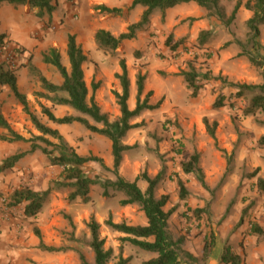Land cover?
I'll use <instances>...</instances> for the list:
<instances>
[{"label": "rangeland", "instance_id": "rangeland-1", "mask_svg": "<svg viewBox=\"0 0 264 264\" xmlns=\"http://www.w3.org/2000/svg\"><path fill=\"white\" fill-rule=\"evenodd\" d=\"M248 1L250 0H220V5L225 13L224 19L210 15L208 11L202 8L205 13L202 18L208 19L211 28L203 29L197 36L188 33L179 38L184 39L186 43L176 52H172L166 45L168 34L165 33L162 41L164 48L168 50V54L159 50L158 56L164 60H170V65L175 67L176 71L172 74H168L167 71H159V73H163L167 76H165L166 78L173 80L174 96L168 101H166V97L157 100L158 102L161 101V104L157 110L150 112H154L153 116L151 114L145 116L143 113L134 119L132 123H138L141 126L132 130L124 140L129 142L131 146L135 145L133 149H150L159 165V167L156 165V169L153 170H158V173L162 169L165 171L164 180L158 188L157 195H169L170 197L166 210L175 209L176 211L171 217L170 229L174 237L185 238L182 258L190 264H223L221 254L227 244L232 246L235 253H241L245 264H264V233L260 236L251 234V226L254 222L258 223L264 230V193L258 190L256 184L258 178L264 179V145L260 144V138L264 135V114L261 112L254 115L245 114V108L250 103L251 95L247 94L245 97H237L236 99V90L229 85V82L261 84L264 81V24L260 26V35L257 38L252 37L247 23L253 12L245 6ZM238 3H240V9L235 19L230 22L231 15ZM202 18L199 16L191 18V26L194 22L201 21ZM48 25L49 27L52 26L51 19ZM139 31H137L135 41L129 44L128 55L125 58L123 51L117 52V49L109 48H102L105 57H101L103 65H107L111 72L117 67L120 68V60L125 59L128 64L129 75L132 73L135 76V84L139 73L148 77L145 71H147L149 47L151 46L147 40H143L146 37L148 39L146 34L145 37L142 36L144 38L137 37ZM203 32H206L208 39L204 45H200L199 36ZM156 35L158 34H151V36ZM158 40L162 42L160 38ZM248 53L253 55L256 63L249 60ZM18 54L19 52L12 53L9 51L5 55L12 58L15 67L19 66L16 59ZM191 62L200 74L197 81L199 85H202V89L196 97L192 95L193 90L188 87L184 77L181 76L183 71H189V63ZM65 63L67 67H70L68 57L65 58ZM94 64L92 62L86 67L88 73L97 71V69L93 70ZM169 75L171 77H168ZM96 76L97 72L93 80L95 83H97ZM207 76L209 79H206ZM221 76L227 80L226 83L216 80L217 77ZM120 88L122 92L121 84ZM41 91L44 92L43 88ZM114 91L112 87H108V91L103 94L104 96L99 101V106L103 112L109 115L111 121L117 120L121 116V113L118 114L120 108L114 97ZM146 95L147 92L144 91L143 98ZM222 95L225 96L227 104L222 108H213L217 98ZM130 98L129 107L132 104V107L135 108L137 95L132 98V102ZM41 100L45 101L43 98L39 100L36 98L37 104L34 105L39 107L38 111H34L32 106L31 109L44 122L47 120L40 112ZM45 102L47 103V100ZM151 102L152 96L150 97ZM231 103H234L233 107H230ZM53 107L55 108V106ZM160 109L163 110L164 114L159 112ZM69 110L72 115H80L71 107ZM155 111L159 113L157 114ZM204 118H208L211 125L214 122L217 123L216 136L219 149L207 133L203 123ZM26 122L21 123L20 121L21 126L16 127H19L23 134L31 137L36 129L28 116ZM93 124L102 127L101 124L94 121ZM77 126L84 130L71 126L68 132L73 144L68 143L74 149L106 148L104 143L98 140L97 133L92 132L93 136L89 138L86 134V128L80 124ZM1 143L3 144L0 147L2 149L0 151V165L9 155L19 153L15 149H23L22 147L9 146L2 140ZM221 150H225L226 154ZM195 153L200 155L199 164L204 172L206 187L199 180V175L185 174L182 171V163ZM87 167L93 177L97 176L103 180L115 179L112 172L103 169L98 163H90ZM14 168H17V164ZM14 168L0 174L9 177L16 173ZM138 171L140 174L143 171L149 173L148 167L127 170L130 175H135ZM255 172L256 176L253 174ZM179 179H182L186 186L187 195L184 198L181 196ZM54 191L66 193L68 201L70 189ZM9 194L0 191V218L6 221L14 217L17 218L19 215L17 209L20 208L21 211L23 209L9 205ZM122 198H124V194L116 189L110 188L109 195L105 196L101 185L93 186L89 202L68 201L73 204L88 205L90 207L88 220H84L73 228L65 218V215L69 214L61 211L55 216L51 215L49 209L44 210L45 208H43L36 218V220H40V226L36 220L31 222L35 224L34 233L36 229H39L43 239V235L46 236L48 233L42 234L40 227H54L53 223L58 225L63 220L68 224L69 230L63 229L60 232L63 239L62 243L53 247L72 245L76 250H83L81 252L86 255L87 260L93 263L95 255L89 247L91 235L88 224L92 218H95L101 224L100 235L101 238L105 239V248L114 250V257L109 264H116L121 255L125 258H131L129 264H143L145 261L156 258L157 253L144 250L129 242H122L121 238L124 234L115 232L105 225L110 214H112L115 222H126L133 225L143 224V217H139L138 213L141 210L137 206L122 207L120 205ZM112 208H115L114 212L111 211ZM21 215H23L22 212ZM69 216L71 217V215ZM242 216H244V224L238 226ZM144 219L146 225L147 217L145 214ZM72 233H74V237H72ZM205 248L210 249L208 256L207 254L204 256ZM39 250L37 260L29 259V264L81 263L77 251L48 252L40 248ZM188 253L196 257L197 260L189 261Z\"/></svg>", "mask_w": 264, "mask_h": 264}, {"label": "trees", "instance_id": "trees-1", "mask_svg": "<svg viewBox=\"0 0 264 264\" xmlns=\"http://www.w3.org/2000/svg\"><path fill=\"white\" fill-rule=\"evenodd\" d=\"M3 3H11L14 5L29 4L32 8L38 9L37 16L52 17L54 11L57 9L56 0H0V6ZM196 3L199 7L208 11L210 15H216L221 19L225 18V13L220 5V0H134L130 9L141 5L146 8L141 20L138 23L131 24L129 31L120 36H114L111 32L106 30H98L96 34V42L101 48H109L116 50L120 44L125 40H132L135 38L137 31L144 29L151 21V16L155 10H160L163 21L165 19L166 10L176 7L180 4ZM246 8L253 12L252 17L248 20V28L251 35L257 38L260 33V26L264 24V0H250L246 3ZM104 12L109 14H120L121 9H109L105 6L99 7ZM240 9V3L235 6L231 15L230 22L235 19ZM208 37L206 32L199 36V44L204 45ZM11 42L6 40L5 35H0V48H6ZM186 42L184 39H176L170 33L166 40V45L172 52H176ZM17 52L21 49L18 47ZM247 53V52H246ZM245 53V54H246ZM252 63H256L252 54H247ZM67 56L70 63V68H67L62 63L61 53L58 49H50L43 55V61L47 64L53 65L61 74L63 78L62 84H54L50 82L40 71L32 65H29L32 75L39 78L44 92L35 93V97L39 100L41 98L49 101L52 106L64 105L76 110L81 115H66L64 117H57L51 108L40 103L41 112L50 121L55 124H72L81 123L93 133L102 135L112 142L113 168L106 166L104 160L100 157L89 155L82 156L67 142L63 135L57 129H53L44 124L31 109L30 102L25 94H23L18 87L17 71L19 67H15L11 63L0 58V88L7 86L13 93L16 100L22 105L23 111L27 114L30 122L40 135L33 134L26 138L17 131H15L9 122L0 114V127L7 129L9 135L1 137L3 141L7 142H29L31 149L27 152H20L12 155L2 162L0 165V173L10 170L23 159L27 154L41 151L49 160V166L58 167L61 169L59 178L53 181L51 186L45 191H35L30 186H21L9 194V205L12 207H22L26 219H36L42 212L50 194L54 190L70 189L68 201H90V193L93 186L101 185L104 189V195H109V189H116L124 194V198L120 200L122 207L137 206L147 217L146 225H132L126 222H115L112 214L105 222V225L111 230L124 234L121 238L122 242H129L144 250L157 253V257L143 264H190L182 258L184 253L183 245L185 243L184 237L176 238L170 229V220L175 209L166 210L169 203V195H157L158 188L164 180L165 171L162 169L155 177H151L147 171L143 172L135 180H129L121 174L120 168L123 163L125 153L129 152L134 146L125 144L124 140L128 134L141 126L132 121L140 117L146 111H154L160 107L161 101L156 104L150 103L152 92H149L144 98L145 81L147 75L139 73L136 79L137 98L134 109L129 107L128 101L131 95V79L129 75L128 65L125 59L120 60V67L122 72L116 74L115 77L120 81L122 92L114 91L117 104L120 108L121 116L117 120L111 121L107 113L103 112L96 101L95 94L99 88V83H92L90 90L85 79L84 65L88 61V56L85 54L82 47L77 43L76 37L70 35L68 38ZM181 76L188 84V87L193 90V96H198L202 85H199L198 78L200 74L195 68L193 62L189 63V71H183ZM206 79H209L207 76ZM224 83L227 82L222 76L217 77ZM264 80V79H263ZM229 85L236 90L237 97H245L247 94L251 95L250 103L245 108V114L254 115L257 112L264 114V81L261 84H247L229 82ZM225 96L217 98L213 108H222L227 103ZM233 102V101H232ZM233 107L234 103H231ZM89 119L102 127L91 124ZM203 123L206 127L207 133L215 141L216 147L219 149L218 140L216 136L217 123L210 124L208 118H204ZM260 144L264 145V135L260 138ZM226 154L225 150H221ZM230 158V157H229ZM231 160V159H230ZM229 160V161H230ZM200 155L193 154L187 161L182 163V171L185 174H197L199 180L206 187L204 180V172L200 164ZM98 163L101 167L114 174L115 179L103 180L100 177H93L88 164ZM256 176V172L253 173ZM144 180L147 183L146 190H143L138 182ZM181 189V196L184 198L187 195L185 183L182 179L178 181ZM258 190L264 193V179L258 178L256 181ZM202 212V211H196ZM71 227H75L73 219L69 215H65ZM244 224V216L240 219L238 226ZM91 235V242L89 247L93 250L95 258L93 263L89 262L86 255L76 250L74 247H53L44 243L39 229L35 230L37 237L40 239L39 248L48 252H68L77 251L80 256V264H109L114 257V250L112 248H105V239L101 238L100 230L101 224L92 218L88 224ZM262 227L254 222L251 226L252 235H263ZM74 237V233H72ZM152 239V240H150ZM208 246V244H207ZM210 254V249L205 248L204 256ZM188 260L196 261V257L188 253ZM131 258H125L121 255L116 264H129ZM221 262L223 264H245L244 258L241 254L235 253L231 245L227 244L221 254Z\"/></svg>", "mask_w": 264, "mask_h": 264}, {"label": "crops", "instance_id": "crops-1", "mask_svg": "<svg viewBox=\"0 0 264 264\" xmlns=\"http://www.w3.org/2000/svg\"><path fill=\"white\" fill-rule=\"evenodd\" d=\"M133 1L134 0H56L57 9L54 11L51 18L48 16H37L38 9L32 8L29 4H1L0 35H5L6 40L11 43L7 45L6 48H1L0 58L6 61L5 55L11 51L12 45L21 49L16 58L19 63V69L17 71L18 87L19 90L27 96L34 111L39 110L38 106H34L37 104L35 93L42 90V85L39 78L31 74L28 64L34 66L36 70L40 71L50 82L58 85L62 84L63 78L61 74L53 65L43 61V55L50 49H59L62 63L67 67L65 58L67 59L68 57L67 48L70 35L76 37L77 43L88 56V61L84 65V70L85 79L91 91L94 75L97 72L96 78L97 83H99V88L95 94V98H97L98 101L97 103L100 104V98L108 91V87H112L115 91L121 92L120 81L115 77L116 74L122 72L121 67H117L111 72L107 68V65H103L101 57H105V54L103 49L99 47L96 42V34L98 30H106L117 37L123 33H127L129 31V26L138 23L146 10V8L141 5L130 9ZM101 6H105L109 9H121L122 12L117 15L109 14L99 8ZM204 15L203 9L196 3L180 4L176 7L167 9L164 21L161 11L155 10L151 16L150 23L139 31L137 37L144 38L146 34L148 39L146 37V39L144 38L143 40H147L151 45L149 47L151 50L149 49L148 65L146 67L147 71H145L148 74L145 92H147V94L152 92L151 104H156V102H158L157 100L164 97H166V101H168L174 96L172 90V85L174 84L173 80L171 78H166L167 76L163 73H159V71H167L169 72L168 74H172L176 71L175 67L170 65V60H164L158 56L159 50L168 54V50L164 48L162 41L165 33L168 35L173 33L176 39L186 36L188 33L192 36H197L203 29L207 30L211 28L208 19L202 18ZM196 16H199L202 20L194 22L193 26H191V18H196ZM50 19L51 27L48 25ZM152 33L158 35L151 36ZM143 35L144 37H142ZM158 38H160L162 42H159ZM135 39L136 37L132 40L123 41L117 49V52L123 51V57L125 58L126 55H128L127 48L129 44L135 41ZM101 53L103 54L102 56ZM92 62L95 63L93 65V70L97 69V71L88 73L86 67ZM130 75L132 89L130 99L132 102V98L137 95V87L135 84V76L132 73ZM168 77L171 76L169 75ZM45 101L41 100L42 104L51 108L57 117L72 115L69 106L58 105L54 108L49 101H47V103ZM130 108L134 109L132 104ZM150 112L151 111H146L144 115L148 116V114H151V116H153L154 112ZM155 112H157V114L159 112L164 114L161 109L159 112ZM0 114L9 122L15 131L29 138L19 130V127H16L21 126L20 121L21 123H27V114L23 111L22 105L16 100L7 86L0 88ZM118 114H120V112H118ZM46 120L47 121L44 120V122H42L53 129L59 130L71 145L73 144V140L68 135L71 126L78 127V129L82 127L77 126V124L84 126L76 122L59 125L53 123L47 117ZM90 120L91 119H89V121ZM90 123L93 124V121L91 120ZM84 128L86 127L84 126ZM86 130L87 136L89 138L92 137L93 133L87 128ZM36 131L34 134L40 135V133ZM7 133V129L0 127V147L3 144L1 143V137L7 135ZM98 136V140H101L100 142H103L106 146L105 149L98 147L96 149L75 150L82 156L94 155L100 157L104 160L106 166L113 168L112 142L102 135L98 134ZM4 142L9 146H16V148L22 147L23 149H15L17 152L19 151V153L27 152L31 149V143L29 142ZM124 142L130 145L129 142ZM1 150L2 149H0V151ZM16 151H14V153H16ZM10 156L12 155L8 157ZM157 162L158 160L150 149H131L124 155L120 171L123 176L133 181L141 175L140 171L135 173V175H130L127 172L128 169H145L148 167L149 175L155 177L158 174V170L155 171L153 169H156V165L159 167ZM14 169L16 173L9 177L0 174V191L11 193L21 186H30L35 191H45L51 186L54 180L59 178L61 173L60 168L49 166V160L41 151L27 154L17 163V168ZM138 184L143 190H146L147 183L144 180H140ZM66 197V193L59 191L52 192L44 206V210L49 209L51 215L55 216L57 213L64 211L71 215L74 224L77 226L84 220H88L90 207L84 204L79 205L78 203H70L67 201ZM23 210L24 209L21 211L20 208L17 209L19 212L17 218L14 217L7 221L0 218V264H29V259L37 260L38 253L40 252V239L34 233L35 224L31 223L34 219H26ZM111 211L114 212L115 208H112ZM21 212L23 215H21ZM138 213L139 217H143V224L141 225H145L144 213L142 211ZM80 214L81 217H79ZM36 221L40 226V220L37 219ZM53 225L54 227H40V229L42 234L48 233L46 236L43 235L46 245L59 246L63 240L60 232L63 229L68 231L69 227L63 220L60 221L58 225L54 223ZM236 253L241 254L240 252Z\"/></svg>", "mask_w": 264, "mask_h": 264}, {"label": "built area", "instance_id": "built-area-1", "mask_svg": "<svg viewBox=\"0 0 264 264\" xmlns=\"http://www.w3.org/2000/svg\"><path fill=\"white\" fill-rule=\"evenodd\" d=\"M18 47H16V46H11V52L13 53V52H16L17 53V51H16V49H17ZM0 50H1V48H0ZM3 50V49H2ZM6 61L7 62H9V63H11L12 65H13V63H12V58H8V57H6Z\"/></svg>", "mask_w": 264, "mask_h": 264}]
</instances>
